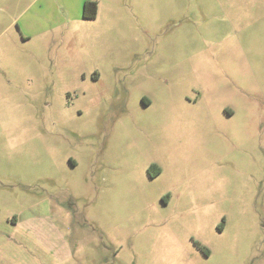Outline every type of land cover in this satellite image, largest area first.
Returning <instances> with one entry per match:
<instances>
[{
	"label": "rangeland",
	"instance_id": "rangeland-1",
	"mask_svg": "<svg viewBox=\"0 0 264 264\" xmlns=\"http://www.w3.org/2000/svg\"><path fill=\"white\" fill-rule=\"evenodd\" d=\"M86 1L0 0V264H264V0Z\"/></svg>",
	"mask_w": 264,
	"mask_h": 264
},
{
	"label": "trees",
	"instance_id": "trees-1",
	"mask_svg": "<svg viewBox=\"0 0 264 264\" xmlns=\"http://www.w3.org/2000/svg\"><path fill=\"white\" fill-rule=\"evenodd\" d=\"M98 13V5L93 1H86L83 4V13L82 18L86 20L95 19L96 14ZM147 174L150 178L158 177L161 173L160 169L157 168V165H151L147 168ZM205 255L208 256L205 250H203Z\"/></svg>",
	"mask_w": 264,
	"mask_h": 264
},
{
	"label": "crops",
	"instance_id": "crops-1",
	"mask_svg": "<svg viewBox=\"0 0 264 264\" xmlns=\"http://www.w3.org/2000/svg\"><path fill=\"white\" fill-rule=\"evenodd\" d=\"M87 1H88V0H87ZM89 1H91V0H89ZM84 3H85V2H84ZM97 5H98V4H97ZM32 7H34V5H33ZM82 13H83V5H82L81 13L78 15L77 19H75L76 21H92V20H93V19H91V20L83 19V18H82ZM96 17H97V14H96ZM96 17H95V19H96ZM95 19H94L93 21H95Z\"/></svg>",
	"mask_w": 264,
	"mask_h": 264
},
{
	"label": "flooded vegetation",
	"instance_id": "flooded-vegetation-1",
	"mask_svg": "<svg viewBox=\"0 0 264 264\" xmlns=\"http://www.w3.org/2000/svg\"><path fill=\"white\" fill-rule=\"evenodd\" d=\"M141 101H142V104L144 105V106H146V107H149L150 105H151V102L148 100V99H145V98H143V99H141ZM233 115V113H231V116ZM151 165H157V164H155V163H152ZM150 165V166H151ZM149 167V166H148ZM147 167V168H148ZM158 167V166H157ZM146 171H147V169H146Z\"/></svg>",
	"mask_w": 264,
	"mask_h": 264
}]
</instances>
